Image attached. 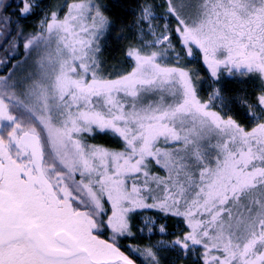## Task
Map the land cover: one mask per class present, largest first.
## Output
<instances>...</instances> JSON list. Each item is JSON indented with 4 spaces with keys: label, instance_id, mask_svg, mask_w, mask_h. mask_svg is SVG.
Returning <instances> with one entry per match:
<instances>
[{
    "label": "snow or ice",
    "instance_id": "1",
    "mask_svg": "<svg viewBox=\"0 0 264 264\" xmlns=\"http://www.w3.org/2000/svg\"><path fill=\"white\" fill-rule=\"evenodd\" d=\"M0 264H264V0H0Z\"/></svg>",
    "mask_w": 264,
    "mask_h": 264
}]
</instances>
